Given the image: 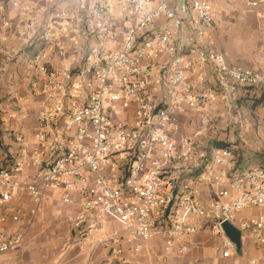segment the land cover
<instances>
[{"label":"built area","instance_id":"obj_1","mask_svg":"<svg viewBox=\"0 0 264 264\" xmlns=\"http://www.w3.org/2000/svg\"><path fill=\"white\" fill-rule=\"evenodd\" d=\"M239 4L264 21V0H13L26 21L9 27L33 51L39 100L33 126L10 122L0 139V254L22 245L23 221L50 199L80 208L81 235L117 223L123 233L101 244L159 240L169 254L209 231L227 258L228 222L264 245V163L241 169L229 146L207 152L180 131L182 116L238 95L264 105V26L259 70L209 41Z\"/></svg>","mask_w":264,"mask_h":264},{"label":"crops","instance_id":"obj_2","mask_svg":"<svg viewBox=\"0 0 264 264\" xmlns=\"http://www.w3.org/2000/svg\"><path fill=\"white\" fill-rule=\"evenodd\" d=\"M29 1L46 5L49 0ZM59 6L63 7L65 4L61 3ZM224 9V5H219L221 12ZM222 15L221 13L220 16ZM12 16L15 18L13 20L15 23H21L23 20L16 9L13 10ZM222 22V17H219L209 30L210 44L219 52L221 51L213 40V34ZM259 25L264 26V21ZM3 29L0 22V32ZM5 48L14 52L10 62H6V54L9 50L6 53ZM258 48L259 43L254 62L248 60L235 62L221 53L231 64L259 70L262 61ZM32 53L29 48L22 47L21 43H0V139L5 142H8L6 131L10 122L16 126L24 123L27 127L34 124L39 98L31 92V83L37 75L29 67ZM22 112L28 114L25 119L21 117ZM195 114L197 112L181 117V134H184V129L194 124ZM237 163L241 169H247L264 163V157L258 164L255 162L246 166L237 157ZM79 211L78 206L64 205L57 199L44 201L33 222L23 221L29 229L22 245L12 253L0 254V264H264V245H259L247 233L241 235L240 249L231 250L227 258L223 257L221 239L213 236L209 231L181 239L169 254L159 240L147 243L138 251L122 238L117 243L109 241L101 244L100 241L104 237L112 236L113 233L122 234L120 226L115 222L106 221L105 229L90 235H81L73 229L71 223L72 218Z\"/></svg>","mask_w":264,"mask_h":264},{"label":"rangeland","instance_id":"obj_3","mask_svg":"<svg viewBox=\"0 0 264 264\" xmlns=\"http://www.w3.org/2000/svg\"><path fill=\"white\" fill-rule=\"evenodd\" d=\"M12 2L13 0H0V22L4 28L0 32V43L22 45L27 43L26 40L21 34L18 35L19 31L11 28L15 23L12 12L17 10ZM220 17L223 22L213 34L218 49L235 62H254L260 38L259 24L255 17L247 12L244 5H239L229 17ZM6 21L9 24L3 23ZM22 21L25 22L26 19L23 18ZM4 51L8 52L6 62H10L14 52L7 48ZM193 121L194 124L191 123V127L184 129L185 135H182L197 137L204 143L205 151L229 146L236 159L238 157L245 166L255 162L258 164L264 157V105L259 104L250 94L233 97L228 103L218 102L211 110L197 112Z\"/></svg>","mask_w":264,"mask_h":264},{"label":"water","instance_id":"obj_4","mask_svg":"<svg viewBox=\"0 0 264 264\" xmlns=\"http://www.w3.org/2000/svg\"><path fill=\"white\" fill-rule=\"evenodd\" d=\"M223 231L236 246L237 249L241 247V232L230 223L226 222L222 225Z\"/></svg>","mask_w":264,"mask_h":264},{"label":"trees","instance_id":"obj_5","mask_svg":"<svg viewBox=\"0 0 264 264\" xmlns=\"http://www.w3.org/2000/svg\"><path fill=\"white\" fill-rule=\"evenodd\" d=\"M259 104H262L261 102H258Z\"/></svg>","mask_w":264,"mask_h":264}]
</instances>
